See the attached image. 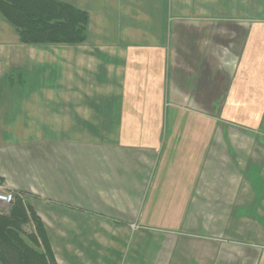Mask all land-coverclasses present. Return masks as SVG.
I'll use <instances>...</instances> for the list:
<instances>
[{
    "label": "crops",
    "instance_id": "0c3cea01",
    "mask_svg": "<svg viewBox=\"0 0 264 264\" xmlns=\"http://www.w3.org/2000/svg\"><path fill=\"white\" fill-rule=\"evenodd\" d=\"M207 12L166 55L0 42V184L57 264H264V133L246 112L264 114V23ZM244 229L257 245L211 242Z\"/></svg>",
    "mask_w": 264,
    "mask_h": 264
},
{
    "label": "rangeland",
    "instance_id": "374dc122",
    "mask_svg": "<svg viewBox=\"0 0 264 264\" xmlns=\"http://www.w3.org/2000/svg\"><path fill=\"white\" fill-rule=\"evenodd\" d=\"M77 6L80 9H83L89 14V30L86 40L83 44L77 45L81 48L79 52L88 51L91 47H100L102 44L110 45L116 47L120 44L121 48H126L129 52H141L137 50L140 48L138 43H142L143 52L148 54L152 51V54L166 55L167 53V39L169 33L172 32V29L183 21H203L201 19L205 18H196V14L200 8L208 10L207 14L214 20L222 19H232L235 18L238 14L242 16H247L249 18L255 19V22L264 23V0H60ZM103 1V4H102ZM189 3V4H188ZM131 9L136 11L131 12ZM195 16L192 18L190 16ZM135 19H133V17ZM119 19H121L119 21ZM0 42L14 43V47L18 44L17 39H15L14 29L6 23L0 17ZM262 20V21H258ZM4 22V23H3ZM137 26V30L143 29V35L140 38H129L127 36L126 29L131 26ZM120 31H119V28ZM147 29V30H146ZM135 31L138 33V31ZM146 31V32H145ZM172 34V33H171ZM138 36V35H137ZM91 45H90V44ZM151 43H156L154 47H150ZM64 48V47H62ZM24 49V48H23ZM58 47H50L48 52L44 53L47 57H50L48 54L57 52ZM15 57L18 60L17 64H14V67L21 66L23 60L22 56H25L26 53L20 52L19 49L14 48ZM26 50V49H25ZM66 50V49H64ZM63 52H67L64 51ZM68 52H72L70 48L67 49ZM37 55L40 53L35 50ZM32 52V51H31ZM29 51V53L31 54ZM85 53V52H84ZM65 54V53H64ZM29 61H32V57H29ZM18 86V83H16ZM16 88V87H15ZM167 106L163 103V108L158 112V116L163 119L168 116L166 110ZM250 112L251 117H254L255 120L251 124L250 129L259 134L264 133V123L261 127L263 116L260 110H246ZM163 123V122H162ZM161 123V124H162ZM254 124V125H253ZM259 127L261 129L259 130ZM264 135V134H263ZM129 143V142H128ZM264 144V141H263ZM9 208L4 209L7 211ZM254 224L251 225L253 227ZM247 226H244L246 228ZM134 228V227H133ZM225 236H219L211 242L217 246L223 248L224 251L229 249L231 246H242L247 247L245 244L257 245L259 238L253 232L248 233L243 231V233L230 234L227 232ZM251 234V235H247ZM145 246H151V239L149 236L144 238ZM263 264V262H260Z\"/></svg>",
    "mask_w": 264,
    "mask_h": 264
},
{
    "label": "trees",
    "instance_id": "16d2710c",
    "mask_svg": "<svg viewBox=\"0 0 264 264\" xmlns=\"http://www.w3.org/2000/svg\"><path fill=\"white\" fill-rule=\"evenodd\" d=\"M0 17L22 45L77 46L87 40L88 12L60 0H0ZM0 264H57L40 218L18 194L0 211Z\"/></svg>",
    "mask_w": 264,
    "mask_h": 264
},
{
    "label": "built area",
    "instance_id": "2783aa9c",
    "mask_svg": "<svg viewBox=\"0 0 264 264\" xmlns=\"http://www.w3.org/2000/svg\"><path fill=\"white\" fill-rule=\"evenodd\" d=\"M14 202V192L0 184V211L9 208Z\"/></svg>",
    "mask_w": 264,
    "mask_h": 264
}]
</instances>
